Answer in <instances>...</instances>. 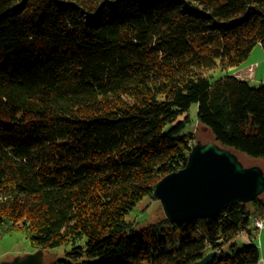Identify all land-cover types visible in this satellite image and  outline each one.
Masks as SVG:
<instances>
[{"label":"trees","instance_id":"trees-1","mask_svg":"<svg viewBox=\"0 0 264 264\" xmlns=\"http://www.w3.org/2000/svg\"><path fill=\"white\" fill-rule=\"evenodd\" d=\"M258 44L264 0H0V237L68 248L52 264H191L212 251L209 264H258L260 197L139 232L125 221L186 164L192 104L214 143L264 161V84L229 73ZM239 232L252 243L223 253Z\"/></svg>","mask_w":264,"mask_h":264},{"label":"water","instance_id":"water-1","mask_svg":"<svg viewBox=\"0 0 264 264\" xmlns=\"http://www.w3.org/2000/svg\"><path fill=\"white\" fill-rule=\"evenodd\" d=\"M264 192V174L257 166L244 167L237 155L216 143L192 145L186 164L176 172L163 176L153 195L164 216L171 223L208 219L221 211L249 203ZM216 251L191 264H209ZM43 252L16 257L0 264H42Z\"/></svg>","mask_w":264,"mask_h":264},{"label":"rangeland","instance_id":"rangeland-1","mask_svg":"<svg viewBox=\"0 0 264 264\" xmlns=\"http://www.w3.org/2000/svg\"><path fill=\"white\" fill-rule=\"evenodd\" d=\"M264 46L262 44L256 45L253 50L251 51L248 58L245 60L247 62H250L251 60L260 61V67L258 70L256 69V73H259V77L256 80V82H250L249 84L254 87H258L261 84V82L264 84V50L262 49ZM254 68V67H253ZM251 67L246 68L245 71H237V69L230 70L229 73H231L232 76L245 78L247 80H251L253 77V71ZM212 73V74H211ZM210 80H215L221 76H223L225 73L219 71L218 69L212 71ZM256 74V75H257ZM243 80V79H242ZM187 115L189 117V123L186 126V130L194 133V143L196 141H200L201 143H214V138L211 135V133L205 129L201 124L198 123L197 120V105L192 104L189 108ZM170 125H167L165 128L168 129ZM237 155L238 160L244 167H249L252 165H258L264 174V161L259 159H252L249 157H246L243 154L235 153ZM262 199H264V192L258 196ZM264 213V212H263ZM261 213V214H263ZM257 214V215H261ZM254 215V216H257ZM252 216V217H254ZM164 213L162 211L161 205L158 200L153 199H145L141 202H139L127 215H125V221L128 224L127 233H130L131 231L139 232L140 230L146 229L150 226L155 225L156 223H159L163 221L164 219ZM251 217V219H252ZM171 227L168 225L163 224L161 226V230L163 232H158V235L164 236L165 240H171V236L167 231H170ZM252 229V228H251ZM244 234V232H239V234ZM261 234V233H260ZM237 235V236H238ZM252 236L254 239V232L252 231ZM235 239V238H234ZM232 240L230 243H226L222 246V252L225 254H234L236 251L240 250L245 246V243L239 241V240ZM259 239V242L257 240L254 243L258 246L260 256L262 251L264 250V231L261 235L257 238ZM178 240V237L175 239ZM260 242H262L260 244ZM262 245V246H261ZM68 250V248L61 247V248H55L50 249L46 252H43V263L42 264H52V262L60 257L63 256L64 252ZM38 250H35L29 240L25 237V235L22 232L15 231L10 235H5L3 237H0V263L2 261H11L12 259L16 257H25L27 255L33 254Z\"/></svg>","mask_w":264,"mask_h":264},{"label":"crops","instance_id":"crops-1","mask_svg":"<svg viewBox=\"0 0 264 264\" xmlns=\"http://www.w3.org/2000/svg\"><path fill=\"white\" fill-rule=\"evenodd\" d=\"M263 50H264V48H262ZM246 62V61H245ZM242 63L238 68H236L237 69V71H245V69L246 68H249V67H254V73H253V77H252V79L251 80H247V79H245V78H240L239 77V79H243V80H246V81H248L249 83L250 82H256V80L258 79V77H259V73L257 74L256 73V69L258 70V68L260 67V61H255V60H251L250 62H247V63ZM257 74V75H256ZM238 78V77H237ZM257 83V82H256ZM261 84H263L262 82H261ZM255 165V164H254ZM254 165H252V166H254ZM258 166V165H257ZM264 230H262L260 233L262 234V232H263ZM261 234H259V235H261ZM234 240H239V241H241V242H243V243H245V245H248V244H251L252 242H251V240H250V238L244 233H242V234H239L238 236H236L235 237V239ZM255 242V241H254ZM258 242H259V240H258ZM262 242H260V244H261ZM254 244H256V243H254ZM257 246V245H256ZM262 246V245H261ZM258 247V246H257ZM261 259H264V250L262 251V253H261V256H260V260ZM259 260V261H260Z\"/></svg>","mask_w":264,"mask_h":264},{"label":"built area","instance_id":"built-area-1","mask_svg":"<svg viewBox=\"0 0 264 264\" xmlns=\"http://www.w3.org/2000/svg\"><path fill=\"white\" fill-rule=\"evenodd\" d=\"M254 69L253 67H251ZM251 228L254 232V239L253 240H259L257 239L259 237V234L262 230H264V213L261 215H257L252 217L251 219ZM258 264H264V259H261Z\"/></svg>","mask_w":264,"mask_h":264}]
</instances>
